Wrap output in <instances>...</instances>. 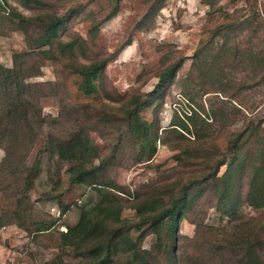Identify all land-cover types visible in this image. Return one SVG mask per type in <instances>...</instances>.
<instances>
[{"label":"rangeland","instance_id":"rangeland-1","mask_svg":"<svg viewBox=\"0 0 264 264\" xmlns=\"http://www.w3.org/2000/svg\"><path fill=\"white\" fill-rule=\"evenodd\" d=\"M0 1V264H84L91 259L90 247L100 242L111 243L114 264H240L249 249L264 261V207L244 201L243 167L232 183L230 212L207 185L183 210L171 236L165 226L155 233L144 222L148 214L138 211L151 199L168 202L170 185L191 168L177 163L176 150L160 140L149 159L140 157L127 111L138 99L141 120L161 128L189 112L180 81L204 35L207 5L164 0L150 27L140 30L144 0H122L118 12L101 24L109 11L106 0H41V6ZM257 1L264 9V0ZM217 4L232 10L245 2ZM21 17L30 23H20ZM54 17L64 19L55 41L79 44L63 55L53 44L50 58L43 53L47 46L30 43ZM168 54L182 56L183 63L163 98L147 105L161 58ZM104 58L109 61L95 80L97 91L84 94L79 69ZM60 141L82 143L88 150L79 160L62 158L56 151ZM217 142L222 148L224 136ZM78 169L85 170V179L71 181ZM111 207L119 214L102 234L85 229L83 221L87 228L103 221Z\"/></svg>","mask_w":264,"mask_h":264},{"label":"trees","instance_id":"trees-1","mask_svg":"<svg viewBox=\"0 0 264 264\" xmlns=\"http://www.w3.org/2000/svg\"><path fill=\"white\" fill-rule=\"evenodd\" d=\"M121 1L106 0L109 11L98 23L113 17ZM22 2L38 6L42 3L41 0ZM163 2L144 0L145 10L137 24L138 29L150 27ZM201 2L208 6L204 35L191 56L189 69L180 81V94L190 103L189 112H184L178 122L172 121L169 126L161 128L141 120V103L138 99L132 101V109L127 111L129 134L136 140L140 157L149 159L155 153L156 140H160L176 150L173 158L177 163L191 168L180 172L181 176L171 184L173 186L170 185L168 202L156 198L138 206L140 214H148L144 222H148L158 235L159 228L163 226L168 229L169 236L175 234V226L183 210L196 203L203 193L204 189L199 190L203 185L216 191L218 198H222L218 204L230 212L235 206L233 195L236 192L232 183L236 171L241 167L245 171L247 184L244 201L254 208L264 207V9L260 8L257 0H244L245 5L233 6L232 10L218 5L217 0ZM20 20V23H30L31 18L21 17ZM63 24L62 17H54L43 23L42 33L33 39L30 46H47L43 53L50 58L53 56V44L60 55L72 52L79 44L77 40L55 41ZM97 29L98 24L90 28L91 34L94 35ZM169 58L174 60L168 63L166 60ZM161 60L163 67L156 73L157 82L147 93V105L163 98L183 63L180 55H164ZM108 61V58L99 59L79 69L82 76L79 89L84 94L97 91L95 80ZM14 82L15 85L21 84ZM22 86L27 87L24 83ZM207 93L209 95L206 97H210L200 101L201 95ZM169 135L172 136L170 139L166 137ZM221 136L225 138L222 148L217 142ZM87 150L88 147L82 143L60 141L56 145L60 157H70L72 160H79V156ZM223 165L226 166L225 171L219 175ZM84 171L78 169L71 181L82 182L87 174ZM172 187L176 188L175 192ZM138 197L137 194V200ZM118 214L119 211L111 207L103 221H92L88 228V222L85 224L82 221L85 229L97 235L102 234L101 230L108 220L117 218ZM65 236L69 237V233ZM261 250L263 253L264 244H261ZM88 253L91 259L84 264H114L111 243L93 245ZM261 258V255L249 249L240 264H264Z\"/></svg>","mask_w":264,"mask_h":264}]
</instances>
